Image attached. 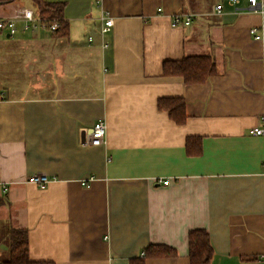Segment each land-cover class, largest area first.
<instances>
[{
	"label": "crops",
	"instance_id": "1",
	"mask_svg": "<svg viewBox=\"0 0 264 264\" xmlns=\"http://www.w3.org/2000/svg\"><path fill=\"white\" fill-rule=\"evenodd\" d=\"M48 1L66 2L65 36L0 38V255L23 228L33 261L133 264L161 244L176 256L144 264H189L188 232L204 229L210 264H264V133H249L264 129V14L247 0ZM101 10L113 18L103 35ZM192 55L215 73L193 84L163 73ZM160 98L182 99L184 121ZM97 120L105 143L91 146Z\"/></svg>",
	"mask_w": 264,
	"mask_h": 264
},
{
	"label": "trees",
	"instance_id": "2",
	"mask_svg": "<svg viewBox=\"0 0 264 264\" xmlns=\"http://www.w3.org/2000/svg\"><path fill=\"white\" fill-rule=\"evenodd\" d=\"M18 0H0L1 4L12 3ZM38 16L59 18V28L55 35L65 36L68 31V22L63 17L65 1L29 0ZM165 75H179L188 84L205 81L215 73V65L208 55H192L182 57L180 60H167L163 62ZM158 107L168 112L173 120L184 121V101L180 98H160ZM189 140V139H188ZM8 255L0 260V264H53L49 261H33L28 256L26 230L11 228L8 231ZM174 248L161 244H149L143 249V258L132 260L133 264H144V258L176 256ZM213 250L209 235L204 229H192L188 232L189 264H210Z\"/></svg>",
	"mask_w": 264,
	"mask_h": 264
},
{
	"label": "built area",
	"instance_id": "3",
	"mask_svg": "<svg viewBox=\"0 0 264 264\" xmlns=\"http://www.w3.org/2000/svg\"><path fill=\"white\" fill-rule=\"evenodd\" d=\"M233 4L239 2V0H230ZM95 3L99 4V0H95ZM248 10L259 11L264 14V4L259 0H247V5L245 7ZM215 9L219 11L221 9V4H217ZM100 19L102 21L100 26V33L103 35L113 26V18L107 15V13L101 10ZM180 22L184 24H189L190 17L186 16L182 20L180 15H175L173 17V25H177ZM60 25L59 18H47L38 16L34 8L31 6H18L15 13L12 16L1 17L0 16V32L3 34H8L9 36H14L19 32H34V31H50L55 32ZM264 28V22L261 26ZM249 33L254 39H261L262 36L257 32V29L252 27L249 29ZM92 38L88 37L90 41ZM103 46H107L103 43ZM105 133L106 124L103 120H97L90 127V129L84 130V141H86L91 146H99L105 143ZM250 134L261 135L264 133V129L259 126H253L249 129ZM49 178L46 174L41 172H35L31 174L28 181L36 184L39 188L43 189L49 182ZM88 180H91L89 178ZM168 178L162 180L163 184H168ZM81 184L88 186L87 180L81 181Z\"/></svg>",
	"mask_w": 264,
	"mask_h": 264
},
{
	"label": "rangeland",
	"instance_id": "4",
	"mask_svg": "<svg viewBox=\"0 0 264 264\" xmlns=\"http://www.w3.org/2000/svg\"><path fill=\"white\" fill-rule=\"evenodd\" d=\"M213 1L214 0H204V2L206 4H209V5L212 4ZM25 3H27L29 6L33 7V4L29 0L28 1L26 0ZM188 3L195 5V1L194 0H188ZM48 32H50V31H46V32L45 31H41L40 33H41V36H43V35L48 34ZM0 38H4V35L1 32H0ZM7 255H8V252L6 254L2 255V256L0 255V260L4 259L5 257H7Z\"/></svg>",
	"mask_w": 264,
	"mask_h": 264
},
{
	"label": "water",
	"instance_id": "5",
	"mask_svg": "<svg viewBox=\"0 0 264 264\" xmlns=\"http://www.w3.org/2000/svg\"><path fill=\"white\" fill-rule=\"evenodd\" d=\"M6 36L8 37L9 35H8V34H6Z\"/></svg>",
	"mask_w": 264,
	"mask_h": 264
}]
</instances>
